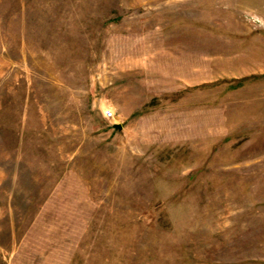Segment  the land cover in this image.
I'll return each mask as SVG.
<instances>
[{"label":"rangeland","instance_id":"rangeland-1","mask_svg":"<svg viewBox=\"0 0 264 264\" xmlns=\"http://www.w3.org/2000/svg\"><path fill=\"white\" fill-rule=\"evenodd\" d=\"M0 264H264V0H0Z\"/></svg>","mask_w":264,"mask_h":264},{"label":"built area","instance_id":"built-area-1","mask_svg":"<svg viewBox=\"0 0 264 264\" xmlns=\"http://www.w3.org/2000/svg\"><path fill=\"white\" fill-rule=\"evenodd\" d=\"M107 116H113V112L111 110L107 111Z\"/></svg>","mask_w":264,"mask_h":264},{"label":"water","instance_id":"water-1","mask_svg":"<svg viewBox=\"0 0 264 264\" xmlns=\"http://www.w3.org/2000/svg\"><path fill=\"white\" fill-rule=\"evenodd\" d=\"M116 128H121V125L117 124L115 125Z\"/></svg>","mask_w":264,"mask_h":264}]
</instances>
